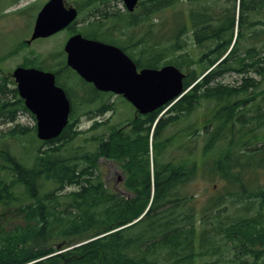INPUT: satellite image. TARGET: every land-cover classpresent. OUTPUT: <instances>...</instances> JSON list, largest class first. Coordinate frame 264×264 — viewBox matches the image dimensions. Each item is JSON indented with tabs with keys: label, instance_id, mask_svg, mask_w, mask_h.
<instances>
[{
	"label": "trees",
	"instance_id": "1",
	"mask_svg": "<svg viewBox=\"0 0 264 264\" xmlns=\"http://www.w3.org/2000/svg\"><path fill=\"white\" fill-rule=\"evenodd\" d=\"M179 1L183 9L175 20L160 26L152 22ZM220 1L214 6L208 0H148L146 11L137 16L106 13L108 26L99 19L89 24L84 36L119 46L138 68L172 64L185 73L184 89L193 86L158 119L165 106L110 127L92 138L96 147L88 150L87 142L74 144L80 134L78 117H97L112 106L103 99L106 94L74 72L66 76L70 83L76 77L93 92L86 98L83 91L81 113L71 110L62 133L42 142L46 149L31 147L29 164L0 147V210L18 204L15 213L20 219L13 227L0 223V264H264V144L256 146L264 142L258 133L264 128L263 98L254 102L252 111L244 109L264 87L254 85L242 105L234 98L249 94L246 82L237 88H205L218 76L246 70L264 82V58L255 59L259 46L246 44L243 35L264 25V0ZM251 10L256 18L249 16ZM134 32V49L126 48L121 37L130 42ZM260 33L264 39V31L252 36ZM189 34L200 57L193 59L186 50ZM61 86L70 95L69 86ZM199 97L218 102L202 120L204 136L197 137L195 128L186 149L173 137L165 139L166 127L190 116ZM8 104L0 103V117L12 119L18 107ZM98 125L94 120L92 128ZM199 137L203 140L197 153ZM173 147L175 154L164 160ZM99 158L121 164L128 195L108 188L95 173ZM197 174L212 190L206 195L191 190Z\"/></svg>",
	"mask_w": 264,
	"mask_h": 264
},
{
	"label": "rangeland",
	"instance_id": "2",
	"mask_svg": "<svg viewBox=\"0 0 264 264\" xmlns=\"http://www.w3.org/2000/svg\"><path fill=\"white\" fill-rule=\"evenodd\" d=\"M67 1L71 5L77 3L81 10L80 15L78 16L77 21L75 22L71 31H62L50 38L37 39L31 45L25 46L23 42L27 41L31 36L34 21L45 0H0V103L15 99L13 90L14 84H11V78L9 74L11 73V70L21 62L40 64L53 69L58 67L60 73L65 78L63 80L68 83L66 80V70L61 63L63 61V53L60 54V51L63 52V45L66 39L71 33L86 29L88 24H90V22L95 19L96 14H101L103 19H107V17L105 18L106 13H112L115 10L123 13L125 10L121 0ZM204 1L206 0H203V2ZM217 1L218 0H212L211 5L215 6ZM225 1L226 0H221L220 4L224 3ZM140 2L141 3L135 12V15L136 13L141 14L145 12L146 8L148 7V0H140ZM180 9H183L182 2L176 7H169L166 9L164 8L156 16H154V20H152V22L156 24V26H160L163 23L166 24L168 21L172 22L176 19V12ZM263 13L264 10H261V14ZM249 16L256 18L255 12L252 10L249 11ZM156 30L157 28H155V31ZM259 31H264V25H256L254 26L253 30H245L243 34L247 40L246 44H250L252 42L259 46L256 47L257 52L260 51L255 56V59H258L257 61H259V59H263L261 56L263 55L262 53H264V47H260V45L263 44L264 39L262 33L259 34V37L254 35L252 36V34ZM121 38L127 42V44H125L126 48L134 49V47H131V45H133V42H136V32H134V38L130 42L127 36H123ZM257 39H259L258 43L256 42ZM151 40L154 42L156 41L153 35H151ZM187 43L188 45L186 50L190 51V55L194 56L193 59L198 56L200 57L201 51H199L198 48H193L192 34H189ZM206 64L207 63L204 62L201 66V69ZM260 77L261 76L255 74V72L252 70H246L240 73L228 72L213 79L205 86V88L210 90L218 88L220 90H223L224 88H237L246 82L248 83L247 86H250L247 90L249 94L240 95L234 98L237 101L241 100V102H243L241 103L242 105L246 103H244L245 98L251 95L254 91V85L258 86L259 89L264 87V82L260 81ZM73 80L74 81L72 83L69 82L68 85L71 89L70 94L74 107L78 108L79 105L84 102L82 96H84L83 91L85 88L84 86L82 87L79 82H77L76 77H73ZM258 87L256 89H258ZM86 90V95L88 96L93 93L89 87H87ZM261 94L262 95L258 96L255 101H247V103L244 105L245 108H243L246 109L247 106V108L252 111L253 105H256L254 102H258L259 98H263V101L261 102V108L264 110V92ZM103 99L107 100L108 105H111L112 109L106 110L102 115L93 118H89L88 116L81 114L78 117L79 123L77 128L80 134L74 141V144L84 145L87 142V149L93 150L96 147V144L94 141H92L93 137L105 133L110 127L124 125L125 122L129 120L135 113L132 106L128 102L122 98H118L113 94H109L106 97L104 96ZM198 101L199 103L194 109L195 111L191 113L190 116H183L181 117L180 121L171 123L166 127L162 135L165 139L170 140V138L173 137L174 141H181L182 145L185 146L186 149L189 139L188 135L192 133L195 128L198 129L196 132L197 137L201 135L204 136L203 132L200 130V127L203 123L202 120L207 119V115L211 110L218 108V102L216 101L215 97L209 99L206 97H199ZM166 109L167 108L163 109L160 114L164 113ZM79 110L81 109H78L77 113H81ZM21 113L23 114L21 115ZM21 113L16 114L14 121L8 120L7 122L0 123V146L3 147L4 145H7L6 148H3L4 151H7L6 149L11 150L16 155L18 154L17 156L21 161H24L25 158H21L20 155L24 151V146L28 143V141L31 140V128L34 125V120L28 112ZM6 118H8V116ZM94 120L99 121V125L96 128H92ZM103 123L105 124L103 125ZM258 133L264 138V128L260 129ZM202 140L203 138L200 137L197 140V153H199L200 142H202ZM262 144H264V142H258L256 146H260ZM38 146L39 143L36 140L35 142H31V147L34 149ZM45 148L46 146H43V148L40 149L43 150ZM220 149L221 147L218 144L214 149L215 153L217 154ZM175 150L176 149L174 147L171 148V151L167 150L164 160L170 159L175 154ZM149 167L152 175V165L150 164ZM97 170L98 172L95 173H99L104 184L108 188L124 196L128 195L123 184L117 181L119 176H125L121 164L100 159L98 161ZM190 187L191 190H197V192H200L201 194L203 193L204 195L212 191L210 186H208V181L203 179L199 174H197ZM74 188L75 187H70L68 189L70 190ZM214 193L215 192H213V194ZM13 208L11 207L10 209L0 210L1 224L6 225L7 227H13L20 224V219L16 216V213L14 212L15 210Z\"/></svg>",
	"mask_w": 264,
	"mask_h": 264
},
{
	"label": "water",
	"instance_id": "3",
	"mask_svg": "<svg viewBox=\"0 0 264 264\" xmlns=\"http://www.w3.org/2000/svg\"><path fill=\"white\" fill-rule=\"evenodd\" d=\"M64 0H49L38 13L31 39L61 30L76 17L75 9H65ZM138 0H123L132 12ZM66 64L84 81L103 92L122 95L140 114L178 98L184 75L174 66L140 69L120 49L75 35L64 46ZM13 77L26 107L37 119V137L48 140L59 135L67 123L69 104L54 75L36 69L17 68Z\"/></svg>",
	"mask_w": 264,
	"mask_h": 264
}]
</instances>
